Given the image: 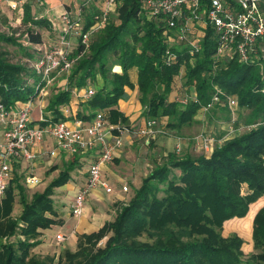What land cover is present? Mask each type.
<instances>
[{
    "label": "trees",
    "instance_id": "16d2710c",
    "mask_svg": "<svg viewBox=\"0 0 264 264\" xmlns=\"http://www.w3.org/2000/svg\"><path fill=\"white\" fill-rule=\"evenodd\" d=\"M41 2L44 5L45 0ZM115 11L116 20L110 19L93 35L88 49H76L80 57L66 78L67 86L55 90L46 107L56 115L53 120L60 119V105L71 101L72 87L83 88L101 75L104 85L83 103L93 114L83 113L82 118L91 119L100 108L108 109L114 122L127 123L128 118L115 106L128 97L126 86L135 87L130 71L136 67L144 114L170 129L191 123L214 94L226 106L236 97L240 107L251 111V123L256 125L225 138L209 155L170 153L144 178L135 195L120 203L113 221L79 235L77 248H66L58 258L41 257L31 250L41 242V229L59 222L55 188L69 181L76 160L30 199L15 176L0 197V264H244L243 237L236 232L227 237L223 234L224 223L233 218H240L243 232L252 231L256 252L249 258L254 259L253 264H264L261 67L243 64L234 56L217 58L212 27L202 29V51L192 55L185 43L171 45L165 15H151L141 0H116ZM19 12L16 25L0 9V102L8 108L35 94L40 75L33 63L42 56L37 46L45 42L39 28H52L48 17L33 12L31 0ZM87 18L85 28L93 24V17L88 14ZM169 46L177 53L171 64L165 60ZM116 64L122 72L113 71ZM180 78L187 79L185 83L197 94L184 107L177 99L170 100ZM18 194L22 211L16 217L13 210Z\"/></svg>",
    "mask_w": 264,
    "mask_h": 264
},
{
    "label": "built area",
    "instance_id": "2783aa9c",
    "mask_svg": "<svg viewBox=\"0 0 264 264\" xmlns=\"http://www.w3.org/2000/svg\"><path fill=\"white\" fill-rule=\"evenodd\" d=\"M12 10L22 5V0H6ZM92 0H82L77 12H65L62 15L63 27L59 39L55 43L43 42L38 48L42 56L33 63L40 75L35 94L19 105L8 108L0 102V126L3 128L0 138V196L5 193L12 177V164L20 161H32L37 157L32 150L34 144L43 142L47 137H53L57 147L64 152L89 157L88 181L74 195L71 214L83 215L86 199L94 188H104L108 193L113 187L102 173V166L113 161L117 149L122 145V134L132 133L147 138L167 135L168 128L160 126L156 118H147L144 125H132L119 119L114 122L104 110L99 109L87 120H78V127H72L64 119L53 120L52 114L39 118L35 123L32 101L35 96L47 95V85L50 84L54 73L69 74L80 54L75 51L79 46L88 49L92 35L107 25L110 13L115 10L116 0H105L103 8L93 18V24L85 28L83 12ZM151 15L163 14L166 17L169 40L172 43H185L193 55L201 50L202 29L212 27L215 32L216 57H237L243 64L258 63L261 73H264V0H141ZM177 53L170 46L165 51L168 64L175 62ZM217 88V87H216ZM218 89V88H217ZM85 99H91L97 90L92 87L77 89L76 95L82 92ZM264 92V86L261 89ZM219 91V89H218ZM212 100L204 106L208 110L219 103L220 97L214 94ZM188 97L178 101L186 103ZM236 97L229 99V105H237ZM264 123V118L261 120ZM261 122H259L261 124ZM254 124L253 126H255ZM200 148L207 155L212 154L215 136L199 135ZM181 139L178 138L176 152L182 153ZM29 186H35L39 178L29 174L25 178ZM128 191V186L123 188ZM57 244L66 242L68 236L59 232L55 236Z\"/></svg>",
    "mask_w": 264,
    "mask_h": 264
},
{
    "label": "crops",
    "instance_id": "0c3cea01",
    "mask_svg": "<svg viewBox=\"0 0 264 264\" xmlns=\"http://www.w3.org/2000/svg\"><path fill=\"white\" fill-rule=\"evenodd\" d=\"M81 2L82 0H45L44 5L37 10L38 13L45 15V17H48L52 22V28L49 30V34H52V30L56 33L54 37L56 41H53V43L57 42L59 39L63 27L62 15L68 11L75 12ZM86 23H88V18L85 19V24ZM113 71L122 72V67L116 64L113 67ZM130 77L134 82L135 87L130 88L126 86L125 90L127 91L128 97L126 99H119L115 107L128 118L127 123L141 126L145 124L148 117L144 114V106L137 95L139 91L137 84L139 77L138 69L136 67L131 69ZM65 81L67 80L62 79L58 86H61L62 84L63 86L61 87L65 88L67 86V83L65 85ZM88 83H90L89 87L97 90L99 88L101 89L104 85V79L99 75L95 82L89 81ZM175 86L176 87L171 92L172 94H170V100L177 99V97L183 92L180 90L181 83H176ZM89 87H83L81 89L86 90ZM72 89L73 96L71 101L67 104L60 105L61 114L59 118L66 120L72 127H78V120L84 122L87 121L82 118L83 113L88 115L93 114V111L84 108L85 104L83 103L90 100L83 97L84 91L82 90L80 95H76L74 91L80 88L72 87ZM39 99L41 100V103L37 106V109L33 110L32 114L35 123H39V118L47 116L44 111L46 110L49 101L46 97H40ZM98 110L94 112V115ZM101 110H104L109 116L108 109ZM54 116L56 118V115L52 111V118ZM208 123L209 121L204 119L203 124ZM193 124L196 125L195 122ZM187 126L189 127L190 125ZM182 127L185 126L183 125ZM229 129L228 132L219 134L220 137L218 138L221 139L222 136L225 140V138L229 136L231 137V128ZM2 132L3 130L0 126V138L2 137ZM213 132L216 134L215 131ZM122 135V145L117 149L113 161L106 162L102 166V173L113 187V191L108 193L102 187L92 189L86 199L85 211L83 215L79 217L73 216L71 211L64 214L62 210L63 208L56 207L58 210L57 218L60 220L57 224H54L49 228L41 229V243L38 245L42 250H50L52 242L55 241V236L59 232H63L68 236L65 242V247L75 250L77 248L78 238L80 237L79 235L98 231L107 221H113L117 215V209L119 208L120 203H126L128 201L126 199L130 197V193L124 192L122 186L128 185L130 191L132 188L131 196L135 195V189L142 185L144 178L149 175L153 168L166 161L170 153H175L174 149L178 143V137L174 136L169 137L159 135L155 138H147L132 133H123ZM181 144L183 145V155H185V153L197 155L193 152L195 147L198 149V145H194L189 141L186 143V140L183 138L181 139ZM32 150H35L37 154V157L34 160H25L12 164V177L10 181L17 175L19 178L22 176L25 178L29 174H34L39 178L40 184L38 185H46L53 180L52 178L50 181H44L46 177L44 174L48 167H56L49 175V177L56 178L59 174L55 176L54 173L59 170L57 164L60 163V160H64V162L67 163L76 160V163L70 170L69 181L65 185L57 188V190L60 192L68 190L71 193L70 197L74 198V195L87 183L89 173L88 170L85 172L83 171L82 165H84L85 161L88 162L89 165L91 164L88 156L81 154L72 155L69 154V152L62 151L57 147L55 139L50 136L43 142L34 144ZM61 157H64V159H61ZM61 171L62 170H59V173ZM176 172L178 173L179 171L176 170ZM261 198H264V196ZM263 205L264 203L262 206ZM262 206H260V208Z\"/></svg>",
    "mask_w": 264,
    "mask_h": 264
},
{
    "label": "rangeland",
    "instance_id": "374dc122",
    "mask_svg": "<svg viewBox=\"0 0 264 264\" xmlns=\"http://www.w3.org/2000/svg\"><path fill=\"white\" fill-rule=\"evenodd\" d=\"M22 1H23L22 5H24L27 2H29L30 0H22ZM31 1L33 4V12L35 13L43 4H42L41 0H31ZM104 1L105 0H92V2H90L89 6H87L85 8V11L83 12L84 24H85V19H87V17H88V14L94 18V16L99 13L100 9L103 8ZM1 2H0L1 12L8 15L16 25H19V23H18L19 22L18 17L20 15L19 8L17 10H12L10 7L7 6V4H6L7 1L2 2V3ZM75 12H77V9ZM116 16H117L116 11L115 10L112 11L110 13L109 20L110 19L116 20ZM108 23H109V21H107V24ZM39 29H41L40 32L42 33V37H43L45 42L50 44L51 41H52V43H53V41H56L54 38L56 33L53 32V30H52V34H49L50 31L47 30L46 28L44 29V27H43V28H39ZM100 29L98 28V30L93 31L94 33L93 34L91 33L92 37L97 32H99ZM177 46L179 48H181L180 44H178ZM9 49L13 50V51H17V50H15V49H17L16 47L9 46ZM66 78H68V74L65 75V74H61V73L59 75H56L54 78H52L50 84L47 85V90H48L47 93L49 95L47 94L43 97H46V99L49 101L50 96L52 95V93L55 92V90L63 89L61 87V86H63L62 84H61V86H58V85L62 79H66ZM186 80L187 79H184V78L181 79L180 78L176 81L177 84L181 83L180 90L183 91L177 97V101L182 97H188V100L186 103L180 102L182 107L189 104L190 101L197 95L196 92L192 90L189 83L188 84L185 83ZM66 83H67V81H65V85H66ZM89 84L90 83H87L85 85V88L89 87L90 86ZM137 95L140 98L141 92L138 91ZM39 98L40 97L35 96V98L33 99V101H32L33 110L37 109V106H39V104L41 103V100ZM20 103H21V101H18L17 105H19ZM250 112L251 111L249 109L240 107L238 103H237V105L235 104L232 106H230V105L226 106V103H217L212 108H210L208 110L204 109V106H203V108H200V110H198V112L196 113V115L194 116V119L192 121L193 123L195 122L196 125H194L191 122V123L185 124L184 125L185 127H179V129H170L167 127L169 133L167 135H161V136H169V137L174 136V137H178V138L180 137V138L185 139L186 143H188V141H189V142L193 143L194 145L195 144L198 145L197 144V142H198L197 137L199 135H205V136L210 135V136H215L217 138L218 142L217 143L215 142V147H216L218 144L222 143V141L224 140V138H222V136H221V139L218 138V137H220L219 134H223L224 132H228L230 130L229 128H231L230 134L233 135L236 132H239V133L244 132V131L248 130L249 128L253 127L254 124L251 123L252 120H251ZM44 113L46 115L52 114V110H49L48 108H46ZM204 119H207L209 121L208 124H210V125L203 124ZM159 122H160V120H159ZM159 125L164 126L163 124H159ZM187 125H190V126L188 127ZM164 127H166V126H164ZM2 130H3V128H2ZM213 131H215L216 134H214ZM197 148L198 149H196V147L194 148L196 151L194 150L193 153H195V154H201V153L207 154V152L204 148H200L199 145L197 146ZM175 149H174V152L178 156L183 155V153H184L183 150H182V153H178V152H176ZM182 149H183V145H182ZM61 159H64V157L63 158L61 157ZM59 162L60 163L57 164L59 167V170L65 169L67 162H64V160H60ZM88 166H89L88 162L85 161L84 165H82V169L84 172L86 170H88ZM50 167H48L47 171H45L44 175L46 177H45L44 181H46V180L50 181V180H52V178L54 179V177H49V175L53 172L52 171L53 169H51L52 167L51 168ZM59 170L54 173L55 176L59 174ZM25 178H24V176L20 177L21 184L24 186L25 193L29 199L32 197V195L35 192L43 191L45 189V186L48 184L47 183L46 185L43 184L42 186H40V185H38V184H40V182H39L35 186H29L26 183ZM125 186L126 185H123L122 189ZM59 187H61V186H59ZM59 187L55 188V194L56 195L54 194V196H53L54 202H55V207L63 208L62 209L63 213L66 214L68 211H71V207L73 204V197H70L71 193L68 190H66L64 192L58 191L57 188H59ZM124 192H126V191H124ZM128 192L130 193V197L128 199H130L132 197L131 196L132 195V188L130 191V189L128 187V191L126 193H128ZM128 199H126V200H128ZM21 211H22V204L20 201V196L18 194V195H16L13 215L16 217L19 216ZM238 219H240V218H233V219L227 220L224 223L223 234L227 237V235L236 232L241 237H243V239L245 241L243 244V250L245 252L244 264H253L254 259L249 258L253 253L256 252V250H254V247H253L254 243L252 240V231L251 232H243L239 226ZM66 248H69V247H65V243L57 244L56 239H55V241L52 242V246H51L50 250H48V251L42 250L39 245H36V247H33L32 248L33 250H31V251H32V253H34L38 256H41V257H45V256L49 255V256H53L55 258H58L63 253V251H65Z\"/></svg>",
    "mask_w": 264,
    "mask_h": 264
},
{
    "label": "bare ground",
    "instance_id": "6f19581e",
    "mask_svg": "<svg viewBox=\"0 0 264 264\" xmlns=\"http://www.w3.org/2000/svg\"><path fill=\"white\" fill-rule=\"evenodd\" d=\"M117 70V69H116Z\"/></svg>",
    "mask_w": 264,
    "mask_h": 264
}]
</instances>
